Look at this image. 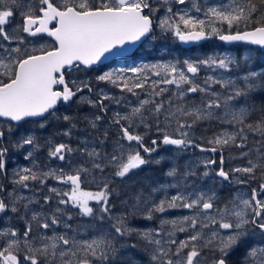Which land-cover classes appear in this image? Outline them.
I'll use <instances>...</instances> for the list:
<instances>
[{
  "label": "snow or ice",
  "instance_id": "snow-or-ice-1",
  "mask_svg": "<svg viewBox=\"0 0 264 264\" xmlns=\"http://www.w3.org/2000/svg\"><path fill=\"white\" fill-rule=\"evenodd\" d=\"M157 29L182 43L216 38L264 50V0H0V264H264V63L238 47L234 56L104 68ZM93 69L108 90L69 79ZM73 102L99 111L85 117L99 136L74 148L41 144L24 127L38 120L45 129L49 117L61 119L59 104ZM106 102L124 107L108 119ZM74 119L63 115L61 136H72ZM204 122L219 131L197 137ZM42 148L52 161L80 160L67 172L37 163ZM226 148L245 163L226 170ZM191 149L220 152L219 166L212 158L181 163ZM162 151L167 158L152 159ZM17 155L28 164L12 166ZM166 159L168 182L126 183ZM233 183L256 187L222 198ZM44 206L48 214L36 210ZM177 209L187 214L167 218ZM75 217L86 222L74 228ZM157 217L156 227L134 226Z\"/></svg>",
  "mask_w": 264,
  "mask_h": 264
},
{
  "label": "trees",
  "instance_id": "trees-1",
  "mask_svg": "<svg viewBox=\"0 0 264 264\" xmlns=\"http://www.w3.org/2000/svg\"><path fill=\"white\" fill-rule=\"evenodd\" d=\"M238 47H251L248 45H234L229 47L228 49H232L234 55H236V49ZM225 48V46H223L221 43H219L217 40H207L203 43H201L199 46H197V48H193L190 52L191 55H194V58L196 57H204L207 55H215L217 53L218 50H223ZM253 48L255 51L253 52V55L255 57V59L260 62V63H264V52H262L260 49L256 48V47H251ZM199 52V53H197ZM198 55H195V54ZM80 74V79L81 80H91L93 83V86L95 87L97 85L96 81H95V75H97V71L95 69H93L92 71H81L78 73V75ZM99 85V84H98ZM98 87V86H96ZM189 99H196L198 100V96L197 97H190ZM65 111H67L69 113V115L73 116L75 119L73 120V124H75V128L72 131V136L71 137H63L60 135V133L69 125L64 122L62 120V118L57 121L55 119H52L51 117L48 118V126L45 128L44 130V136L41 135L38 130V124L39 121H30L31 125H36L37 130L35 132V134L42 138L41 139V144L45 143V140L47 138H51L53 139L54 143H59V142H67L70 143L72 145V147L76 148L78 147L84 140L90 138L91 136H99L100 133L94 131L93 129H91L90 125L88 124L87 120L85 119V117H87L89 120L93 118V116L95 115H99V111L98 110H94L92 107H90L87 104H77L75 102L68 104L64 107ZM56 115L58 116L59 113L56 112ZM90 115V116H88ZM111 115H109V113L107 114V118L111 119ZM104 127H107V121H105ZM112 131H115V129H113ZM219 131V128L216 124H209L207 122L201 123L198 127V129L195 132V135L197 137H205V138H210L212 137L213 133ZM151 136H153V132H151L150 134ZM117 139V137L115 135H112L111 132L109 134V140L108 143L109 145L115 141ZM150 141V140H148ZM110 149V148H109ZM227 151V152H226ZM224 156H228L232 154V155H236L238 156L237 158H232L230 160H234V161H230L232 162L231 165H238L241 166L242 164L245 163V161L241 160L239 158V151L235 148L232 149H224ZM216 156V159H220V154H213ZM78 156V159H76V157ZM80 160L79 155H75L72 156L70 159H67L66 161L62 162L59 168H64L65 171H70V165L74 166L75 163H77ZM44 164H47L48 166L52 167V165L55 164V162H53L52 160L47 159V149L46 148H42L40 156H39V163L42 162ZM58 161V160H56ZM53 162V164H51ZM219 162V161H218ZM218 167V166H216ZM226 167L230 168V164L228 163L226 165ZM147 168V167H146ZM145 169V168H144ZM143 170V169H142ZM227 170V169H226ZM131 178V177H130ZM119 181L116 182V184L119 185ZM249 188L251 187H256V184L253 183L251 185H248ZM90 190H95L90 189ZM117 191H120V189H118ZM224 194H220L221 197L223 198L224 196H231V195H235V191L232 189V187L228 186L226 187V189L224 188L223 190ZM46 193V192H45ZM55 202L52 203V208H55ZM39 208H37L38 211ZM42 212H49V209L45 208L44 210H39ZM73 212V215L75 216V212L74 210H70ZM182 216L180 213H177L175 217H179ZM77 217H75V219L73 220L74 222L77 221ZM74 222H72V224H75ZM133 240H136L135 237L132 238Z\"/></svg>",
  "mask_w": 264,
  "mask_h": 264
},
{
  "label": "rangeland",
  "instance_id": "rangeland-1",
  "mask_svg": "<svg viewBox=\"0 0 264 264\" xmlns=\"http://www.w3.org/2000/svg\"><path fill=\"white\" fill-rule=\"evenodd\" d=\"M16 20L19 21V16H17ZM159 35L163 36L165 41L167 40L166 35L161 33L159 29H157L155 31V33H154V37L155 38L153 40H151L150 42L145 43L144 46H147V47L143 51L141 50V52H139L133 59H131V60H127L128 58L117 59V60H115L113 62L108 63L106 66H104V68L107 69V68H111V67L131 66L134 63H140L142 61L143 62H157V61L166 62V61L172 60V59H178V60H183V59H186V58L195 59L194 55H191V54H189V55H187V54L181 55L178 52V50H176V49H172L173 52L169 51L167 46L166 47L162 46L163 44L159 43ZM169 40H171V43L175 42L172 38H169ZM209 40L213 41V40H216V38H212V39H209ZM153 42H155V45H153ZM167 42H168V40H167ZM41 43H51V42L49 40H42ZM197 53H199V52H197ZM197 53L195 55H198ZM216 54H230V55L234 56L233 50L232 49H228L227 47H225L221 51L218 50ZM207 74H208L207 72L202 71L201 74H200V78L202 79ZM73 78L81 80L80 79V74L78 75V73H74L71 79H73ZM96 86H98V87H96ZM96 86L94 88H104L105 90H108L111 87L109 85H105V84H102V83L99 84V85H96ZM111 91H112L113 95H116V96L120 95V93H119V91L117 89L113 88V89H111ZM84 95L88 96L89 94L85 91ZM77 99H79V98L77 97ZM129 99H134V98L129 97ZM106 103L109 106V112L108 113L111 116L113 115L114 112L121 111L123 109V107H124L123 105H116V104H114L112 102H106ZM93 109L97 110L95 108H93ZM88 116H90V115H88ZM35 126L36 125H31V124L24 125L25 128H32V129L35 128ZM138 131H140L143 134L144 133L143 127L139 128ZM150 134H151V132L147 133L146 134V138L149 136V139H150V137H152ZM108 150L111 151V148L108 149ZM190 153H193V152H190ZM190 153H188V154H190ZM194 154H195V160H203V159H207V158H212V159H215L217 161V165H215L214 167L219 166V162H218L219 160L216 159V156L214 158L213 156H210V154H208V153H199L198 151L196 153H194ZM211 154H213V153H211ZM157 156H158L157 154H153L152 159L156 160ZM229 156L230 157L232 156V158H237L238 157V156L232 155V154H230ZM71 157L72 156L68 157V159H70ZM224 157L226 159L225 160V164H227V163L231 164L232 162H230V161H234V160H230L232 158H230L228 156H224ZM76 159H78V156L76 157ZM53 162H55V164L52 165L53 168H59L61 163H62V161H53ZM53 162L51 164H53ZM17 163L22 165V166H25V165L28 164V162L23 160L22 157L19 156V155L12 157V166H15ZM37 163H38V161H37ZM230 166H231L230 168H232V167H237L238 165H230ZM225 169H227V168H225ZM49 183L53 184L55 182L54 181H49ZM232 185L236 186L235 192H238V191L247 192V191H249V189H246L245 186H240V185H237L235 183H233ZM44 207L46 209L48 208L47 206H44ZM185 214H187V210H184V214H182V215H185ZM84 222H86V220ZM181 238H182V236H181Z\"/></svg>",
  "mask_w": 264,
  "mask_h": 264
},
{
  "label": "flooded vegetation",
  "instance_id": "flooded-vegetation-1",
  "mask_svg": "<svg viewBox=\"0 0 264 264\" xmlns=\"http://www.w3.org/2000/svg\"><path fill=\"white\" fill-rule=\"evenodd\" d=\"M166 38H167V40H168V42H167V40L165 41L164 40V38H163V36H161V35H159V43H161V44H163L162 46H167L168 47V50L169 51H172L173 52V50L172 49H176V50H178V52L180 53V54H187V55H189L190 54V52H191V50L193 49V48H197V47H190V46H182V45H180V43L178 42L179 40H177V39H175V38H173L172 36H170V35H167L166 36ZM169 38H172L175 42L174 43H171V40H169ZM44 40H48L47 38H44ZM217 40V39H216ZM177 41V42H176ZM52 42V41H51ZM152 44V43H151ZM153 45H155V42H153ZM147 46H144V45H142V46H139L138 47V49H136L135 51H134V54H133V56H130V58H129V60H131V59H133L134 58V56L135 55H137L139 52H141V50L143 51L145 48H146ZM221 51V50H220ZM71 78H72V76H71ZM71 78H69V79H71ZM74 79V78H73ZM66 105L65 104H59L58 106H57V112L59 113V117H63V115H65V114H69L67 111H65V109H64V107H65ZM109 112V111H108ZM30 121H33V120H30ZM30 121H28V123H26V124H24V125H27V124H31L30 123ZM34 130H35V132H36V130H37V127L35 126V128H33ZM44 130L45 129H39L38 130V132L41 134V135H43L44 136ZM148 140H150L149 139V136L147 137V142L148 143H150V141H148ZM112 144V143H111ZM110 144V145H111ZM198 150H195V149H191V150H189L188 151V153H190V152H193V153H190V154H188V153H186V154H183V159L181 160V163H184V162H186V161H188V160H190V159H195V154L194 153H196ZM199 152V151H198ZM200 153V152H199ZM208 154H210V156H213L214 158H215V155H213V154H211V153H208ZM217 154H221L220 152H217ZM223 154H225L224 153V150H223ZM158 156H157V158L156 159H159L161 156H164V157H166L167 158V155H168V153L167 152H160V153H158L157 154ZM18 156V155H17ZM39 160V159H38ZM43 162V161H42ZM38 163H39V161H38ZM147 167V168H146ZM169 167V164L167 163V159L165 160V162H162L161 164H155V163H153V164H149L148 166H145L144 168H143V170H139V171H137L134 175H132L131 176V178H129L127 181H126V183L127 184H135L137 187H141V186H147L148 184H151L153 187H155L156 186V184L159 182V183H165V182H168V178H166L165 176H164V173L163 172H165L164 170H166L167 168ZM225 168H227V169H229V167H225ZM203 169H201V171H202ZM163 171V172H162ZM146 178V179H145ZM210 183V182H209ZM116 187H117V190L119 189V187H118V184H116L115 185ZM228 186H230V187H232V189L235 191L236 190V186H234V185H228ZM226 187H227V185H225V189H226ZM248 187V186H247ZM247 189V188H246ZM224 190V189H223ZM223 190H221V192H220V194H224V192H223ZM117 192H119V191H117ZM236 193V192H235ZM123 197H121V199H122ZM121 199H117V198H113L112 199V203L117 207V208H119L120 207V204H121ZM45 209V207H43V208H40V209H38V211L39 210H44ZM37 210V209H36ZM177 213H180L181 215L182 214H184V210H170L168 213H167V218H169V219H171V218H175V216H176V214ZM45 214H48V212H45ZM9 216H11V213H9ZM159 218L160 217H157L156 218V220H154V221H147V220H140V221H138L134 226L135 227H138V228H141V229H144V228H152V227H156V226H158V223H159ZM6 219V218H5ZM77 221H72V222H74L75 224H73V227L75 228L76 227V225H77V223H82V222H84V221H82L79 217H77ZM13 223H16V221L15 220H13ZM23 221L21 220V221H19L18 222V224H17V226L18 227H20L21 229H22V227H23ZM145 225V226H144ZM63 229H62V227H61V231H62Z\"/></svg>",
  "mask_w": 264,
  "mask_h": 264
},
{
  "label": "water",
  "instance_id": "water-1",
  "mask_svg": "<svg viewBox=\"0 0 264 264\" xmlns=\"http://www.w3.org/2000/svg\"><path fill=\"white\" fill-rule=\"evenodd\" d=\"M218 40V39H217ZM219 41V40H218ZM203 41H200V42H190V43H182V45H186V46H193V45H198V44H200V43H202ZM219 42H221V41H219ZM221 43H223L225 46H230V45H233V44H228V43H225V42H221ZM237 44H239V43H237ZM253 47H258V46H253ZM136 48H138V46H130L129 47V50L127 51V52H124L123 54H121V55H118V56H110V57H108V59L104 62V65L105 64H107V63H110L111 61H113V60H115V59H117V58H121V57H124V56H126V55H129V54H131ZM261 51H263L264 52V50H261Z\"/></svg>",
  "mask_w": 264,
  "mask_h": 264
},
{
  "label": "bare ground",
  "instance_id": "bare-ground-1",
  "mask_svg": "<svg viewBox=\"0 0 264 264\" xmlns=\"http://www.w3.org/2000/svg\"><path fill=\"white\" fill-rule=\"evenodd\" d=\"M117 59H118V58H117ZM226 152H227V151H226ZM231 157H232V156H231ZM225 160H226V159H225ZM38 161H39V160H38ZM227 164H228V163H227ZM227 164H225L224 166L226 167ZM230 165H231V164H230ZM230 167H231V166H230ZM164 171H165V170H164ZM162 172H163V171H162ZM163 173H164V172H163ZM145 179H146V178H145ZM245 188L250 189L249 186H248V187L245 186ZM143 221H144V220H143ZM144 226H145V225H144Z\"/></svg>",
  "mask_w": 264,
  "mask_h": 264
}]
</instances>
